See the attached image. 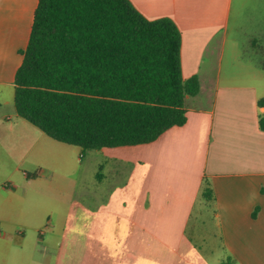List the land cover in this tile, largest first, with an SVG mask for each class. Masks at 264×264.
<instances>
[{"label":"crops","instance_id":"crops-1","mask_svg":"<svg viewBox=\"0 0 264 264\" xmlns=\"http://www.w3.org/2000/svg\"><path fill=\"white\" fill-rule=\"evenodd\" d=\"M130 1L176 23L200 91L184 126L85 161L17 114L39 0H0V264L31 242L51 264H264V0Z\"/></svg>","mask_w":264,"mask_h":264},{"label":"trees","instance_id":"trees-1","mask_svg":"<svg viewBox=\"0 0 264 264\" xmlns=\"http://www.w3.org/2000/svg\"><path fill=\"white\" fill-rule=\"evenodd\" d=\"M181 47L172 19L148 20L130 0H39L16 112L83 153L152 143L186 124V99L200 91L197 77L183 78Z\"/></svg>","mask_w":264,"mask_h":264},{"label":"rangeland","instance_id":"rangeland-1","mask_svg":"<svg viewBox=\"0 0 264 264\" xmlns=\"http://www.w3.org/2000/svg\"><path fill=\"white\" fill-rule=\"evenodd\" d=\"M260 61H262V63L264 64V57L259 59ZM8 112V111H7ZM88 154L89 152H85L84 155L85 157V161H88ZM87 163V162H86ZM86 175V176H85ZM84 176H82L83 178L86 177V179H82L78 185L76 186V192L77 195H81L83 193H87L89 190H91L92 188H94V183H93V178H90L89 173H86ZM43 232H46V228H42ZM28 240L30 241V234H28ZM36 238H41L39 236V233L36 234ZM24 254H26L25 256H23L22 258H20L21 255H17L16 256V252L14 251L10 257V263L9 264H47V262L50 263V260L52 259H47V255L48 254H53V253H46L45 251H42L41 247L38 248H34V246H32V242L29 243L28 246H26ZM53 256V255H52Z\"/></svg>","mask_w":264,"mask_h":264}]
</instances>
